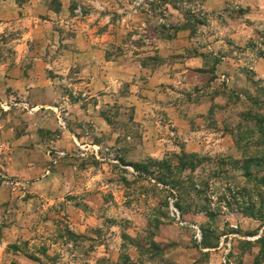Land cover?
<instances>
[{
  "label": "rangeland",
  "instance_id": "obj_1",
  "mask_svg": "<svg viewBox=\"0 0 264 264\" xmlns=\"http://www.w3.org/2000/svg\"><path fill=\"white\" fill-rule=\"evenodd\" d=\"M8 2L0 264L258 262L264 0Z\"/></svg>",
  "mask_w": 264,
  "mask_h": 264
},
{
  "label": "crops",
  "instance_id": "obj_2",
  "mask_svg": "<svg viewBox=\"0 0 264 264\" xmlns=\"http://www.w3.org/2000/svg\"><path fill=\"white\" fill-rule=\"evenodd\" d=\"M9 2L7 3L8 4V6H7V4L3 7L4 8V10H6V11H4V10H2L1 9V12L2 13H4V14H6V13H13L14 11H15V7H16V5L15 4H13V3H10L11 2V0H8ZM63 2V6H62V14H57V15H55V20H56V18H58L59 19V21L57 22V23H59V22H61L64 18H66V11H67V8H68V3L65 1H62ZM54 20V19H53ZM55 23L54 24H56V21H54ZM61 24V23H60ZM67 24H68V22H67ZM64 25V27H65V25L66 24H62V26ZM54 31V30H53ZM63 35H64V33H63ZM59 37V33L58 32H54V34H53V38H58ZM69 38L68 37H66V35H64V37L62 38V42H67V41H69L68 40ZM71 42H75L74 40H72V41H70V43H68L69 45H68V48H70L71 47ZM67 48V46L65 45L64 47H63V49H66ZM69 52V51H68ZM57 57H59V56H57ZM57 62V61H56ZM78 68H79V71H78V77H79V81H80V79H84V77H85V74L83 73V69H84V66H85V59H84V57L82 58V56H81V54L80 53H78ZM56 64V63H55ZM82 67V68H81ZM55 70V69H54ZM44 71L45 70H38V69H30L29 71H28V74H30V76H31V78H36L35 80L34 79H29L28 77H25V75H23V73L21 74V76H18V77H23L24 79H27L28 81L26 82V83H29V85L32 87L31 89V92H32V94H33V96H36V99L38 98V101L40 100V97H41V95L42 96H45V95H47V97H51L54 93H55V91H56V86H57V84H56V79H57V77L59 76V75H56V74H58V72L57 71H54V76H53V80H49V82H47V81H45L44 80V77H45V73H44ZM59 74H64L63 72H61V73H59ZM20 79V78H19ZM15 83H17L18 81H14ZM24 82V81H23ZM24 82V83H25Z\"/></svg>",
  "mask_w": 264,
  "mask_h": 264
},
{
  "label": "trees",
  "instance_id": "obj_3",
  "mask_svg": "<svg viewBox=\"0 0 264 264\" xmlns=\"http://www.w3.org/2000/svg\"><path fill=\"white\" fill-rule=\"evenodd\" d=\"M136 170H137V166H135ZM258 243L261 245V250H260V253H259V256H258V259L255 264H261L262 261H264V234L263 236L258 240Z\"/></svg>",
  "mask_w": 264,
  "mask_h": 264
}]
</instances>
